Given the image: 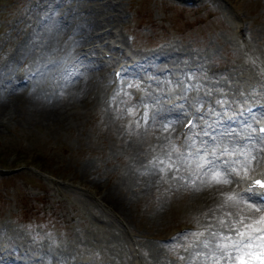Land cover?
Segmentation results:
<instances>
[{
	"label": "rangeland",
	"instance_id": "1",
	"mask_svg": "<svg viewBox=\"0 0 264 264\" xmlns=\"http://www.w3.org/2000/svg\"><path fill=\"white\" fill-rule=\"evenodd\" d=\"M93 1L97 3L82 0V5L86 4L79 8L86 12ZM106 1L116 6L121 19L114 25L105 20L95 23L90 28L91 34L96 27L109 25L120 32L126 47L133 51H143L135 45L150 47L160 43L181 45L187 50L185 58L178 53L174 59L179 64L177 69H183L181 77L175 80L172 74H153L154 81L145 79L141 85L145 92L147 84L163 91L183 90L200 103H208V107L218 102L221 108L225 103L232 106L235 101L232 97L237 93L242 94L239 100L264 96V0ZM64 2L74 5L76 0ZM40 3L42 0H0V93L3 91L7 101L10 94L14 96L9 105L7 101L0 102V240L32 244L31 248L37 250L41 244L45 245L47 248L39 260L42 264H178L171 259L178 254L182 257L189 245L195 246L193 232H203L202 240L210 238L213 231L235 239V230L224 227L220 221L229 226L235 224L241 231L252 222L244 214L231 212L224 206L214 207L222 202L220 192L213 190L214 186L202 185L194 172L182 169L180 174L185 176V181L173 180L170 175L161 180L160 174H141L149 170V161L171 145L165 136L163 120L153 126L142 121L140 114L144 105H149L151 112L155 106L148 103L147 95L142 101L134 100L136 84L132 79L137 75L122 77L113 93L108 91V81L104 90L83 93L81 98L73 96L70 86L62 89L65 87L51 82L57 114L37 108L33 98L25 93L20 94L23 99L16 98L10 83L15 81L20 68L30 66L31 61L32 64L56 61V68H61L60 79L68 69L72 76L76 75L75 69H82L85 63L81 60L73 66L72 59H68V63L60 66V56H64L62 53L68 44L58 49V56L55 51L46 50L42 43L34 45L41 42L36 39L51 36V27L48 32L47 26L57 18L50 8L46 10L47 15L40 16ZM73 9L60 7L58 14L64 16ZM65 25L64 37L74 28L71 26L66 31L69 23ZM108 38L106 35L105 39ZM22 51L30 53L21 57ZM193 60H196L195 68L189 66ZM35 81L39 82L36 78ZM29 87L24 84L22 89L26 91ZM130 100L137 102L133 115L128 114L129 108L132 109ZM197 125L192 135L198 139L208 130V125ZM242 132L248 130L237 129L236 137ZM206 136L207 141H216V135ZM262 143L257 142L258 150L262 151ZM218 145L217 152L224 147L221 142ZM258 152L260 158L251 167L264 163L261 162L264 153ZM20 164H34L56 178L51 179L28 166L15 171L14 167ZM187 180L195 181L201 190L188 188ZM49 197L56 206L52 216L51 208L45 209L46 204L42 208V200ZM101 201L116 214L107 212V208L104 210ZM56 215L59 218L54 221ZM118 216L125 221H120ZM241 217H245L243 224L237 223ZM189 224L194 227L182 231ZM127 227L136 231L144 249L140 261H135ZM185 232L188 234L169 243L158 241L161 237ZM260 237L252 241L254 253L264 251L259 246ZM197 243L198 247L190 248L200 253L201 245ZM209 251H205L199 264H210L206 257L219 255ZM84 254L90 258L87 263H81ZM186 264H193V258ZM221 264L231 262L225 259Z\"/></svg>",
	"mask_w": 264,
	"mask_h": 264
},
{
	"label": "bare ground",
	"instance_id": "2",
	"mask_svg": "<svg viewBox=\"0 0 264 264\" xmlns=\"http://www.w3.org/2000/svg\"><path fill=\"white\" fill-rule=\"evenodd\" d=\"M81 1L82 0H76V3L74 5H72L73 3L72 4L70 2L65 3L64 0H57L56 2H54V0H47L46 2L42 0V4L41 3H40V5L38 4L39 5V8L38 9H39V12H40V16L47 15L49 11H46V10L50 8V10H53L54 11L53 14H55L57 16V18H59V19L56 18L54 21H51V24L50 25L47 26L48 27V32H49V28L51 27V36L40 37L39 38L40 40L39 39H36V41H41V42L34 43V45H36L38 43L39 44L42 43L43 47L47 48L46 50H49L50 49L51 51H55L56 52V55L58 56V54H59L58 53V49H60L62 46H65L66 44H68L69 45L68 46V49H65L64 52L62 53L64 56L61 57L59 55L60 56V59H61V63H60L61 65L60 66L64 65L65 63H68V61H67L68 59H72L71 60V63H73V66L75 65L74 62L76 63V61L79 60V59H76V58L73 59V57H75V55L82 49V46H79V45L81 43L89 42V41H86L85 42V39H89V40H92L93 41L95 38H99V36L102 33H104V32H107L108 34H113L114 33V31L111 29V26H110L109 28L95 31L94 34L92 35L91 34V30H90V28H91L92 25H94L95 23H98L99 21L101 22L102 20H105V21H107V23H112V25H114L113 23L116 20L121 19L120 12L116 9V6L113 5L109 1H106L105 0L106 2H104V0L103 1L95 0L97 3H95L93 1L92 4L89 5L90 8L86 12H84L81 7H80L81 9L79 8V6L82 5ZM84 3H83V5H84ZM67 6H72L74 8L73 11H72V13H68V14H65L64 16H60V14H58L59 8L60 7L61 8L63 7V9H64V8H67ZM106 10L107 11L110 10V12H106ZM66 23H69V26H68V28H67L66 31L70 30L69 27H71V26H74V28H72L70 30V34H66V36L64 37L63 36V35H65V33H64V27L66 26L65 25ZM103 23H105V22H103ZM30 33H32V32H30ZM34 36H35V34H34ZM83 40H84V42H82ZM19 44L20 43H18V45ZM31 45H32V43H31ZM89 45H90L89 46V51H91L90 49H93V50L96 49V46L93 44V42L90 43ZM68 50H69V53H67ZM28 53H30V52L22 51L20 53V55H21V57H24ZM43 54H44V52H43ZM47 54H48V52H47ZM30 55H29V58L31 59L32 57H30ZM13 56H15V55H13ZM49 56H50V54H49ZM168 57H169V54L166 55V57H160V56H158V57L155 58V63H161L164 59H167ZM34 58L36 60H38L37 57H34ZM4 59H5V57H4ZM55 60H57V59H55ZM30 64H32V61H31ZM56 65H58L56 61L50 62L47 67H44L41 64L40 65V69L41 70L39 71V73H36V76H35L36 79H37V81H39V82L37 83L35 81L36 83H33V85L31 86V88L29 90H26L25 89L26 91H24L22 89V88H24V86L22 85L23 83L22 84H18L16 86H11L10 87V90H12L13 92H15L17 99H23L24 96L23 95H20V94H22V93L24 94L25 93L27 95V97L28 96H31L33 98L34 104L37 106V108H41V109H43L46 112H51V113L54 112V113H56V111H54V105H53L54 100H55L54 99L55 96H54V93L50 89V87L52 86L51 85V82H52V84H60L59 86H64L65 88H62L61 87L62 89H66V88L68 89V87L70 86L69 87V91L72 92L74 94L73 96L76 97V98H81L83 96L82 95L83 93H84V95H86L87 93L95 92L96 90H98L99 86H101V85H104L105 86L106 78H105V76L103 74L104 72H101L99 69H91L92 67L84 68V69L79 70L78 73L76 75H74V76L71 75L70 69H68L66 72H64V74H63L64 77L62 79H60L59 76L61 75V70L58 69V68H56ZM1 71H2V69H0V72ZM12 71H13L12 73H14V69H12ZM9 73H11V72L9 71ZM134 80H136V78H134ZM20 89H22V91H20ZM8 93H9V91H8ZM151 93H154V98L151 99V100H149L150 103H158V102H161L162 99H160V96L163 95V94H165V92H163L162 90L156 91L154 89H152V92ZM2 95H3V91H1V93H0V102L1 103H5L7 101V98L4 99L3 98L4 96H2ZM12 97H14V96H12L10 94V96L8 98V101L6 103L7 105L10 104V100L12 99ZM61 116H62V114H61ZM60 118H62V117H60ZM176 119H177V117H172L169 120V122H171V124L169 125V122L167 123V125H169L168 131H169L170 136L172 138H177L176 131L174 130V124H175ZM161 121H162V119H161ZM222 131H224L225 134H226L225 137H223V139H224V145H226L229 148H237V149H243V150H247L248 148H251V149L257 150V148H258L257 142L261 143V141H259L257 139H256V141H253V140L252 141H248L250 139H246L245 141H242V140H239V139L236 138L235 132H233V131H229L228 132V131H226V129H224ZM238 135H239V133H238ZM204 141H206V140L204 139ZM261 148H263V147H261ZM182 151H191V150L190 149H182ZM253 154L254 155H257V158L260 157V153L257 152V151H254ZM253 162H255V161H253ZM252 167H254V166H252ZM255 169H256V167H255ZM255 171H258V170L256 169ZM201 174H203V173H201ZM244 182L246 183V187H248L249 186V183L252 182V179L250 178L248 181H244ZM237 184L238 183L236 182V179H234L233 180V183L230 184V185H215L213 190H216V192L218 190L220 192L219 198H220V200H222V202H220L218 204H215L214 207H220L221 208V207L224 206V209L230 210L231 212H238L240 215L241 214H244L245 217H248L252 221L253 220H256V219H259V217L261 215H264V208H262L261 212H258L257 213V212L250 211L248 209V207H247V204H243V203H241V204H235V203H231V202L228 203V204H225L224 203L225 196L222 195V193H229V192H232V191H236L235 188H234V185H237ZM248 203H256L257 206H260V201H258V200H251V201H248ZM217 213H218V211H217Z\"/></svg>",
	"mask_w": 264,
	"mask_h": 264
},
{
	"label": "snow or ice",
	"instance_id": "3",
	"mask_svg": "<svg viewBox=\"0 0 264 264\" xmlns=\"http://www.w3.org/2000/svg\"><path fill=\"white\" fill-rule=\"evenodd\" d=\"M119 75V74H117ZM133 85H129L132 87ZM145 112L143 119L147 122L149 119L155 120V113L149 116L148 105H144ZM129 115H133V109L129 108ZM171 122H169V125ZM169 125L164 126V130L168 131ZM189 126H194L191 120L188 121ZM137 127H140L137 124ZM260 132H264V128L260 129ZM204 132L203 135H207ZM251 139V137H249ZM264 140V137L260 138ZM170 147L164 151L158 157H154L149 161V170L141 173L142 175L149 174H160V179L164 180L166 176H171L173 180L185 181V176L181 175L182 169L191 170L200 179L202 185L207 187H212L215 185H230L233 183L234 179H238L239 182L248 181L250 179V172L254 171L251 165L253 161H257V155H254V150L248 148L247 150H241L237 148H229L224 146L223 149L217 154V148L219 145L209 148L206 143L202 142L199 147H197L191 137H187L182 146H177L176 144L169 141ZM182 149H192L191 151H182ZM233 156H243V160L232 159ZM226 157V159H222ZM194 166V167H193ZM203 173V176H200ZM187 187L200 191L201 189L196 187L195 181L187 180ZM184 186V185H181ZM225 196V204L235 203V204H247V207L252 212H261L264 208V180L256 179L252 181L247 188L243 191H232L229 193H222ZM251 200L260 201V206L256 203H248ZM230 215V214H229ZM245 217H241L237 223L243 224ZM220 223L224 227H231L235 230V236L237 238L233 239L230 235H223L222 233L213 231L210 238L201 239L204 237L203 232H193L192 236L195 237L197 241H200V245L204 249H209L215 255L214 258L206 257L210 259V264H221L222 260L230 261L231 264H253L254 260L260 261V264H264V251L260 253H254L251 249L254 247L252 241L255 239L253 233L264 232V215H261L259 219L254 220L252 223L245 225V230L241 231L236 229V225L231 226L224 223L223 220ZM254 225H260L261 227H255ZM188 233L177 234L173 239H179L180 235H187ZM262 243L259 245L264 248V236L260 237ZM215 245L213 248L212 245ZM193 247V245H189ZM184 260L185 257H180Z\"/></svg>",
	"mask_w": 264,
	"mask_h": 264
}]
</instances>
